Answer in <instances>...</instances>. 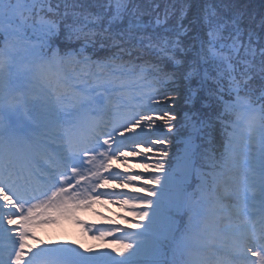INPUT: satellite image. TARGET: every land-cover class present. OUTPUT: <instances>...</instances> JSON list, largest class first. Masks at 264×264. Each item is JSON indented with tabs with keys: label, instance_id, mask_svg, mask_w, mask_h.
<instances>
[{
	"label": "snow or ice",
	"instance_id": "6c2138e0",
	"mask_svg": "<svg viewBox=\"0 0 264 264\" xmlns=\"http://www.w3.org/2000/svg\"><path fill=\"white\" fill-rule=\"evenodd\" d=\"M160 8L0 0V264H121L131 241L102 245L119 259L29 241L104 196L144 221L162 182L187 220L174 264H264V0ZM131 158L142 173L113 168Z\"/></svg>",
	"mask_w": 264,
	"mask_h": 264
},
{
	"label": "rangeland",
	"instance_id": "374dc122",
	"mask_svg": "<svg viewBox=\"0 0 264 264\" xmlns=\"http://www.w3.org/2000/svg\"><path fill=\"white\" fill-rule=\"evenodd\" d=\"M138 162L139 158H131L130 167L127 170L122 162H117L113 168L122 174L125 171L142 173V169L137 167ZM143 175L146 179L149 174L144 173ZM141 183L142 181H138L136 186L139 187ZM150 187L156 186L151 185ZM101 191L127 193L129 197L144 195V193L132 191L131 187L121 188L116 185H108ZM164 194L162 182V190L156 198H153V209L150 211L148 219L144 221H139L138 216L131 214L130 206L121 207L120 204L111 203V199H119L118 196L112 198L104 196L101 198L102 202L96 204L94 209L82 210L77 213L82 224L62 218L55 224L39 225L35 229L38 240L29 241V243L33 249L45 245L71 244L72 247H76L80 251H83L84 248H91L94 254L110 252L119 259L120 257L112 248L102 245L118 246L120 243L131 241L134 243V251L121 264H165V258L157 259L155 255H167L168 251L173 254L167 264H174L176 242L186 227L187 220L183 213L170 207L161 206V197ZM124 216H132V220L125 219ZM134 221L139 222L141 227L137 228ZM88 227H91L93 231L97 228L102 230L121 229L122 231L117 230L114 235L107 237L104 241H98L92 238V233L87 231ZM125 254L127 255V253Z\"/></svg>",
	"mask_w": 264,
	"mask_h": 264
},
{
	"label": "trees",
	"instance_id": "16d2710c",
	"mask_svg": "<svg viewBox=\"0 0 264 264\" xmlns=\"http://www.w3.org/2000/svg\"><path fill=\"white\" fill-rule=\"evenodd\" d=\"M245 2H248V0H245ZM251 3L254 5V9H255L256 11H259V9H260V4H261V0H251ZM158 11L163 12V0H161V8L158 9ZM178 14H179V13L177 12V15H178ZM148 59H151V58H148Z\"/></svg>",
	"mask_w": 264,
	"mask_h": 264
},
{
	"label": "bare ground",
	"instance_id": "6f19581e",
	"mask_svg": "<svg viewBox=\"0 0 264 264\" xmlns=\"http://www.w3.org/2000/svg\"><path fill=\"white\" fill-rule=\"evenodd\" d=\"M110 186H114V185L110 184ZM105 188H107V186H106ZM105 188H104V189H105ZM82 215L84 216V214H82ZM124 218H125V219H132V216H129V217L124 216ZM10 227H15V225L10 226Z\"/></svg>",
	"mask_w": 264,
	"mask_h": 264
}]
</instances>
